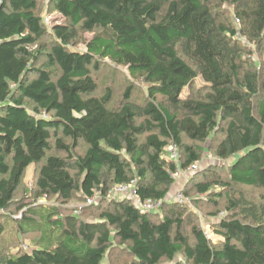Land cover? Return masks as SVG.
<instances>
[{
	"label": "trees",
	"instance_id": "1",
	"mask_svg": "<svg viewBox=\"0 0 264 264\" xmlns=\"http://www.w3.org/2000/svg\"><path fill=\"white\" fill-rule=\"evenodd\" d=\"M48 3L61 19L49 32L35 13L38 0H0V211L11 207L30 165H39L37 197L103 196L90 204L98 212L91 218L61 214L56 206L26 209L32 217L16 220L17 230L39 235L31 248L1 253L0 264H103L115 241L126 245L130 259L109 264H264V92L239 43L259 46L264 39V0ZM219 4L232 7L240 26ZM47 32L52 40L41 52L34 45ZM84 32L92 33L84 49L71 48ZM103 60L145 84L143 106L131 102L130 86L121 105H111L110 89L97 95L92 69ZM197 77L203 94L184 96ZM184 136L210 138L218 159L232 158L227 177L195 184L200 194L225 197L233 210L218 222L217 242L198 224L190 226L191 242L185 206L166 200L172 172L200 159L201 147L184 143ZM52 139L64 155L50 152ZM79 141L86 147L75 153ZM172 144L176 162L166 157ZM131 179L141 200L162 201L158 211L105 197ZM237 184L262 189L259 200L234 197ZM6 229L2 221L0 236Z\"/></svg>",
	"mask_w": 264,
	"mask_h": 264
},
{
	"label": "rangeland",
	"instance_id": "2",
	"mask_svg": "<svg viewBox=\"0 0 264 264\" xmlns=\"http://www.w3.org/2000/svg\"><path fill=\"white\" fill-rule=\"evenodd\" d=\"M219 10H223L229 13L231 22L240 26L237 23L232 14V7L225 4L218 5ZM40 16L42 24L47 28L48 32L54 23H60L61 19L57 12L49 5L48 0H38V7L35 12ZM47 32V33H48ZM92 36L90 32L81 33L77 41L71 48L75 50H83L84 43L83 39H88ZM52 40V35L50 33L46 34L43 38L37 41L34 48L44 52L48 49L50 41ZM240 46L244 50L243 59L246 60V64H256L254 69L259 74V84L261 92H264V39L259 46L254 42H250L245 38L241 39ZM181 55L184 59L192 65V61L184 55L181 49H179ZM41 64H44V59L41 58ZM193 68H195L193 64ZM246 69V68H245ZM92 75L97 83V95L103 93L106 89L111 90L112 94V106L121 105L123 103V94L127 87H131L130 100L136 106H143L146 103V90L145 84L142 81L133 79L127 69L123 66H117L108 60H103L99 63V68L97 70L92 69ZM203 85V81L200 77H197L192 86L187 87L183 90L182 94L184 96L191 95L197 97L201 93L200 89ZM158 99H163L160 95H157ZM166 105L167 102L164 101ZM217 139L221 137L220 133L215 136ZM144 136L141 137L143 139ZM64 142L70 143L71 140L67 137H63ZM184 143L190 144L192 146L201 147L202 151L200 153V159L197 161L198 168L194 172L185 173L174 180L171 185L166 200L175 201L174 196L179 188L183 189L187 193L188 201L184 203H179L185 206L182 212L183 218L185 220V232L193 242V238L189 233L190 226L192 224H198L205 232L207 238L211 242H217L220 235L217 233L218 222L220 219L227 217L233 210H229L228 202L225 197H220L214 199L213 196L206 194H200L196 188L195 184L198 182L210 181L214 183L217 178H225L226 176V166L232 158L222 160L218 159L213 151L212 145L213 140L208 139L203 142L191 141L185 136L183 137ZM52 149L51 153L58 155H64L62 151L56 150L54 147V139L51 140ZM86 145L79 141L77 148L74 150L75 153H82ZM167 157V155H166ZM39 165H30L26 171L22 181V185L18 189L14 201L11 207L6 211H0V223L3 221L6 224L7 229L3 236H0V254L5 252H14L17 250L24 249L26 245L31 248L34 240L38 237V232H28L21 233L17 230L15 225L16 220L20 219L21 216H31L26 209H40L42 207L56 206L60 209L61 214L67 212H76L84 218H91L98 214L96 207L91 206L87 203V199L83 200V196L77 192L74 197L66 202L61 200L57 201L54 197H37L34 193V180L38 172ZM212 187L218 188L217 185H212ZM232 195L237 197L238 194H242L247 200L257 202L259 200L260 194H262V189L254 186L245 185H233L231 187ZM122 197L130 198L127 193H122L116 195L115 198L119 199ZM100 199H97L96 204L99 203ZM216 202V203H215ZM95 204V203H93ZM101 206H105L106 203H101ZM157 213V212H156ZM161 214V213H160ZM159 214V215H160ZM35 216V215H33ZM160 216H156L154 220H158ZM181 257V255L179 256ZM178 257V258H179ZM130 259V254L127 251L126 245L119 244L115 241L114 246L111 247L103 259V264L109 263H122Z\"/></svg>",
	"mask_w": 264,
	"mask_h": 264
},
{
	"label": "built area",
	"instance_id": "3",
	"mask_svg": "<svg viewBox=\"0 0 264 264\" xmlns=\"http://www.w3.org/2000/svg\"><path fill=\"white\" fill-rule=\"evenodd\" d=\"M237 20V19H236ZM166 154L167 157L173 161L178 160V149L175 144H172L166 148ZM198 165L197 162L193 163L192 165L186 167V168H177L174 172H172V177L177 179L181 175L185 173H191L197 170ZM127 193V195L132 200L133 204L142 212H148V211H158L161 205V200H153V199H147V200H141L137 195V188H136V181L135 179H131L128 182H122V183H116L114 184L108 191L105 192V197L108 198H115L116 195ZM100 191H97L94 195L87 198V203L93 204L97 202V199H100L102 197ZM175 201L178 203H184L188 201L187 196L182 191V189H179L175 196ZM96 201V202H95ZM25 247V246H24Z\"/></svg>",
	"mask_w": 264,
	"mask_h": 264
}]
</instances>
